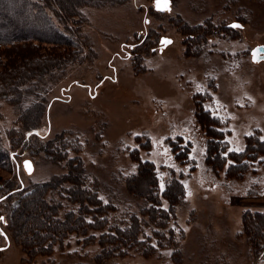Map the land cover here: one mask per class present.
Here are the masks:
<instances>
[{
	"label": "rangeland",
	"instance_id": "rangeland-1",
	"mask_svg": "<svg viewBox=\"0 0 264 264\" xmlns=\"http://www.w3.org/2000/svg\"><path fill=\"white\" fill-rule=\"evenodd\" d=\"M74 4L80 13L73 23L68 20L86 36V44L59 75L50 76L47 88L31 83L33 93L18 105L0 100L3 143L10 147L20 142L21 111L46 96L39 134L44 142L59 136L72 141L68 158L81 157L86 185L115 206L106 215L110 225L123 226L148 202L141 196L148 184L139 188L146 177L138 175L139 163L130 150L150 140L149 151L139 153L155 163L162 207L169 206L161 194L169 176L174 173L185 186L175 222H170L175 243L167 234L158 241L156 227L146 225L148 217L142 216L145 233L154 245L158 242L157 251L145 256L142 249H131L104 264H264V246L252 244L243 219L246 212H264V163L252 166L259 172L252 179L213 173L205 163L207 139L196 117V106L202 104L220 118L231 150L242 151L253 133L264 138V60L251 58V50L264 45V0H170V10L165 11L155 9V0ZM233 22L240 27L228 28ZM162 37L171 40L165 48ZM180 142L192 146L189 162L180 163L174 156L172 146ZM24 160L32 163L31 173ZM66 172V161H54L50 152L33 146L17 156L12 173L0 170V199L12 193L8 180L15 190ZM134 176L140 189L136 194L128 183ZM61 194L60 217L77 211L79 205ZM48 196L59 199L58 194ZM14 204L0 202V247L7 246L0 251V264H98L103 231L95 229L87 236L69 233L48 245L49 252L28 254L24 235L8 228Z\"/></svg>",
	"mask_w": 264,
	"mask_h": 264
},
{
	"label": "trees",
	"instance_id": "trees-1",
	"mask_svg": "<svg viewBox=\"0 0 264 264\" xmlns=\"http://www.w3.org/2000/svg\"><path fill=\"white\" fill-rule=\"evenodd\" d=\"M8 8L13 12L5 14ZM79 8L74 0H0V100L20 104L28 94L33 93L34 85L31 83L40 85L39 89L47 88L46 82L51 80L50 76L59 75L68 59L72 61L77 58L87 42L79 27L74 29L71 24L76 20L74 17L79 15ZM23 12L30 18H19ZM51 13L57 17V22ZM45 22L48 27H45ZM15 59L20 62L13 63ZM46 98L44 96L43 99ZM44 100H34L21 111L24 134L19 143L14 142L8 147L0 136V170L12 173L17 156L39 145L52 154L54 161H66L67 172L50 181L29 184L26 188L15 190L11 188L13 183L6 181L8 192L12 193L5 194L0 202L4 199L15 201L14 206L11 205L8 228L16 236L24 235L22 239L28 254L49 252L51 248L48 245L62 241L69 233L87 236L90 229H95L103 231L99 240L102 251L97 256L98 264H104L115 256L124 257L131 249H142L143 255L150 256L157 251L158 242L154 245L152 238L145 233L142 216L148 217L146 225L156 227L153 234L158 241L163 234H167L174 244L175 233L170 222H175V208L185 197V186L174 173L169 176L161 192L169 206L167 209L162 207L155 163L142 159L139 153L140 149L149 151L150 140L139 143L141 148L130 150L131 157L139 163L138 175L146 177L143 186H138L135 176L128 180L135 194L139 188H147L148 184L149 188L141 195L148 202L139 214L131 215L128 224L110 225L106 215L115 210V206L104 203L98 191L86 185L87 173L81 157L68 158L72 141L59 136L56 140L44 142L39 134L41 117L48 105ZM196 117L207 139L205 163L213 173L218 175L224 172L225 178L237 180L252 179L259 175L252 166L264 163V138H258L253 133L246 137L242 151L231 150L226 138L228 132L223 128L220 118L204 109L202 104L196 106ZM191 149V145L183 146L182 142L172 146L174 156L180 163L191 160ZM75 151L79 152L76 148ZM61 192L79 208L77 211L68 210L60 217L64 207ZM49 193L58 194L59 199H50ZM243 219L252 244L259 243L263 247L264 212H246ZM24 231H28L29 235L23 234Z\"/></svg>",
	"mask_w": 264,
	"mask_h": 264
},
{
	"label": "water",
	"instance_id": "water-1",
	"mask_svg": "<svg viewBox=\"0 0 264 264\" xmlns=\"http://www.w3.org/2000/svg\"><path fill=\"white\" fill-rule=\"evenodd\" d=\"M169 7H170V0H169V3H168V9H169ZM155 9L158 10L157 6H156V0H155ZM158 11H165V10H158ZM233 25H240V23L239 22H233L231 24H228L227 27L228 28H233ZM167 41H170V43H171V40L169 38L162 37L161 40H160L161 47H163V48L167 47L170 44ZM258 49H262V51H257ZM251 58H252V61H254V62H258V61L264 60V45L263 44L255 46L251 50ZM23 166L25 167L26 172L31 173L33 171V165H32V163L29 160H24L23 161ZM5 247H7V246H5ZM5 247L0 248V250L5 249Z\"/></svg>",
	"mask_w": 264,
	"mask_h": 264
},
{
	"label": "snow or ice",
	"instance_id": "snow-or-ice-1",
	"mask_svg": "<svg viewBox=\"0 0 264 264\" xmlns=\"http://www.w3.org/2000/svg\"><path fill=\"white\" fill-rule=\"evenodd\" d=\"M168 3L169 0H156V6L158 10H170L168 9ZM233 27H240L239 25H233ZM168 43H170V41H167ZM257 51H262V49H258ZM163 187V185H161ZM0 219H3L2 217H0Z\"/></svg>",
	"mask_w": 264,
	"mask_h": 264
},
{
	"label": "flooded vegetation",
	"instance_id": "flooded-vegetation-1",
	"mask_svg": "<svg viewBox=\"0 0 264 264\" xmlns=\"http://www.w3.org/2000/svg\"><path fill=\"white\" fill-rule=\"evenodd\" d=\"M5 247V246H4ZM0 248H2V246L0 247ZM4 250V249H3ZM0 251H2V250H0Z\"/></svg>",
	"mask_w": 264,
	"mask_h": 264
}]
</instances>
